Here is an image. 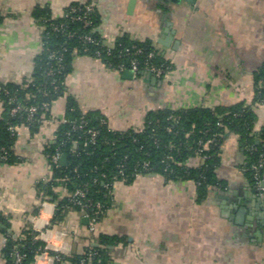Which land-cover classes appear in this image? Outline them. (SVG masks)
<instances>
[{"label": "crops", "instance_id": "1", "mask_svg": "<svg viewBox=\"0 0 264 264\" xmlns=\"http://www.w3.org/2000/svg\"><path fill=\"white\" fill-rule=\"evenodd\" d=\"M76 3L96 7L98 33L108 46L122 38L151 42L171 72L163 79L151 74L129 79L92 57H73L66 95L51 106V120L36 134L22 128L15 144L22 162L0 165V214L10 224L0 233V264H9V236L25 240L28 225L46 251L33 264H57L56 254H83L101 235L119 239L110 247L111 264H264V195L246 174V155L236 136L222 148L217 175L223 189L201 200L195 183L168 182L158 174L139 176L129 185L119 182L114 206L95 232L73 210L55 222L63 186L55 201L38 188L49 181L46 143L56 139L69 97L83 114L101 113L116 132L142 129L156 110L253 102L255 75L264 68V0H0V84L20 83L34 71L42 31L33 10L48 6L61 18ZM256 114L259 132L264 102Z\"/></svg>", "mask_w": 264, "mask_h": 264}, {"label": "trees", "instance_id": "2", "mask_svg": "<svg viewBox=\"0 0 264 264\" xmlns=\"http://www.w3.org/2000/svg\"><path fill=\"white\" fill-rule=\"evenodd\" d=\"M90 3H76L67 8L61 18H54L48 6H38L32 12L34 22L46 28L41 35V50L35 59V68L30 77L19 83L0 84V103L3 114L0 118V165L21 163L15 154L18 137L10 127H28L36 134L44 118L51 117L53 103L66 95V78L72 70V59L76 55L89 56L101 61L107 68L118 71L120 65L127 69L137 59L141 73H146V63L162 69H171L170 63L151 42L131 41L122 38L114 46H108L98 33V12L91 15L93 25L85 27L73 20V9L84 8ZM79 14V13H78ZM3 18L0 16V25ZM91 34L99 45L84 41ZM111 48V49H109ZM138 50H140V53ZM97 52L101 58L97 57ZM54 54L60 60L50 59ZM150 54H153L150 57ZM50 69L54 74L49 76ZM255 99L227 108H195L188 110H156L148 113L142 129L116 132L110 129L105 117L91 111L83 114L76 101L67 99V115L56 132V139L49 144L46 155L51 158L57 150L67 156L53 168L47 184L38 186L39 191L53 199L59 198L56 191L63 186L69 196L58 203L55 222L61 220L69 210L81 213V207L71 202L72 195L82 190V203L90 204L91 218L98 222L106 217L114 206V187L117 183L132 184L139 176L158 174L168 182H193L197 186L199 199L209 196L213 189H223L225 183L218 178L222 148L230 136L238 137L246 155V174L254 183L256 171L253 166L264 164V127L256 131V107L264 102V68L255 75ZM15 99V102H12ZM49 105L48 111L44 106ZM37 112L32 123H28L29 108ZM19 107L16 115L12 111ZM90 132H97L91 142ZM202 152L200 153V151ZM4 159L3 157H5ZM206 156L205 162L202 157ZM197 159L196 166L190 161ZM149 164L145 169L144 164ZM264 175V167L260 170ZM254 186V184H253ZM101 209L98 210V205ZM98 212L97 214H95ZM10 224L0 214V233L8 232ZM25 240L12 235L6 244L5 253L9 264H33L36 255L43 252L45 245L35 238L30 225L23 233ZM119 239L101 235L97 246H89L80 255L62 257L61 264H111L110 247ZM22 261L17 263L16 256Z\"/></svg>", "mask_w": 264, "mask_h": 264}, {"label": "built area", "instance_id": "3", "mask_svg": "<svg viewBox=\"0 0 264 264\" xmlns=\"http://www.w3.org/2000/svg\"><path fill=\"white\" fill-rule=\"evenodd\" d=\"M94 12H95V6L94 5H87L84 8L73 9L71 14H75V16H73V20H76L77 22H82L85 27H91L93 25V22L91 20V15ZM45 29L46 28H41V31L44 32ZM83 39H84L85 42H87L89 44H96V45L100 44V42L98 40L94 39V37L91 34L85 35ZM109 49H111V48H109ZM138 51L139 52H137V53H140V50H138ZM152 56H153V54H150V57H152ZM97 57L101 58V54L99 52H97ZM55 58L56 57H55L54 54H52L50 56V59H55ZM57 60H60V59L58 58ZM145 71H146L147 74H151V75H154L155 77H157L159 79H163V78H166V77L169 76V74L171 72V69H168V70L166 69L165 70V69H162V68H158L155 65L146 63ZM118 72H121V73L131 72L133 74L134 78H138V75L141 73L140 65H139L138 60L137 59L132 60L130 62L129 69H127L124 65H120L119 68H118ZM48 74H49V76H52L54 74V70L50 69ZM15 101H16L15 99H12V102H15ZM44 108H45L44 111H48L50 106L47 104V105L44 106ZM19 110H20V108L17 107V108H15L12 111L11 114L14 116V115H16L19 112ZM36 112H37V108L35 106H32L31 108H29L28 118H27L28 123H32L33 122L34 115L36 114ZM50 120H51V117L44 118L42 120L41 128L45 127V125ZM66 122H67V120H63L62 121V123H66ZM22 128L29 129L28 127H20V128H18V127H10V131L13 132V134H15L17 137H19L20 130ZM90 134H91V137H92L91 138V142H94V140H95V138L97 136V132H90ZM48 146H49V143H46V149H47ZM201 152H202V150L200 151V153ZM3 158L6 159L7 158L6 155ZM61 159H62V153H61L60 150H57L55 152V154L52 155L51 158H48L50 169H51V175H50V177L48 179L49 181L51 180L52 175H53V168L57 167L59 165V163L61 162ZM206 159H207V157L203 156L202 157V162L204 163ZM144 166H145V169H147V170L149 169V164L148 163H145ZM263 167H264V164L262 162L259 165L253 166V169L256 171V174L254 176V183L253 184H254V187H255L256 191L260 195H264V175L260 174V170ZM63 192H65V193L62 195V198L66 197V196H69L67 191L64 190ZM84 196H85V192H83L82 190H78L72 195L71 202H73L75 205L81 207L82 216L87 218L90 221V231L91 232H95L96 225H97L98 221L96 220V218H94V217L91 218V216H90V213L88 211V207H90V204L82 203V202L78 201V198L84 197ZM97 207H98V210L101 209V205L100 204ZM97 213L98 212H96L95 214H97ZM45 252L46 251H44L43 253H45ZM43 253H41L40 255H42ZM62 257H63L62 255L56 254L53 259H54V261L56 263H60L62 261ZM16 259H17V263H20L22 261V257L20 255H17Z\"/></svg>", "mask_w": 264, "mask_h": 264}, {"label": "water", "instance_id": "4", "mask_svg": "<svg viewBox=\"0 0 264 264\" xmlns=\"http://www.w3.org/2000/svg\"><path fill=\"white\" fill-rule=\"evenodd\" d=\"M125 75H126L127 78H129V79H131V78L133 77V74H132L131 72H126ZM153 78H155V77H153ZM66 162H67V156L64 155V156H62L61 163H62L63 165H65Z\"/></svg>", "mask_w": 264, "mask_h": 264}]
</instances>
